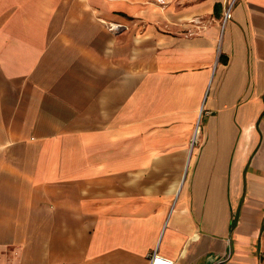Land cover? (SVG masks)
<instances>
[{"label": "crops", "instance_id": "obj_1", "mask_svg": "<svg viewBox=\"0 0 264 264\" xmlns=\"http://www.w3.org/2000/svg\"><path fill=\"white\" fill-rule=\"evenodd\" d=\"M152 250L261 264L264 0H0V264Z\"/></svg>", "mask_w": 264, "mask_h": 264}, {"label": "built area", "instance_id": "obj_2", "mask_svg": "<svg viewBox=\"0 0 264 264\" xmlns=\"http://www.w3.org/2000/svg\"><path fill=\"white\" fill-rule=\"evenodd\" d=\"M157 1H161V0H157ZM229 18H230V6H227L223 12V22L224 20L229 19ZM119 25L120 24H117V23L110 24L108 25V29L111 31H115L119 27ZM260 263L264 264V254L260 256ZM146 264H172V262L169 259L157 254L155 250H152L148 254Z\"/></svg>", "mask_w": 264, "mask_h": 264}, {"label": "rangeland", "instance_id": "obj_3", "mask_svg": "<svg viewBox=\"0 0 264 264\" xmlns=\"http://www.w3.org/2000/svg\"><path fill=\"white\" fill-rule=\"evenodd\" d=\"M196 125L198 126V123L195 124V127H197ZM198 129H199V127H198Z\"/></svg>", "mask_w": 264, "mask_h": 264}]
</instances>
